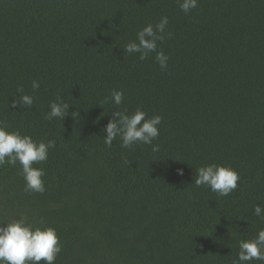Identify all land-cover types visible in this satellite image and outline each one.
Listing matches in <instances>:
<instances>
[{"label":"trees","instance_id":"trees-1","mask_svg":"<svg viewBox=\"0 0 264 264\" xmlns=\"http://www.w3.org/2000/svg\"><path fill=\"white\" fill-rule=\"evenodd\" d=\"M181 2L0 0V121L55 141L32 165L42 194L24 190L19 163L0 166V223L55 228L54 264H234L239 241L264 228V0H198L187 14ZM164 16L162 70L155 53L141 61L124 47ZM18 87L31 108L12 106ZM113 89L120 106L104 102ZM57 97L69 115L49 121ZM137 107L162 117L159 151L106 146L112 112ZM211 164L238 172L228 196L195 185Z\"/></svg>","mask_w":264,"mask_h":264},{"label":"clouds","instance_id":"clouds-1","mask_svg":"<svg viewBox=\"0 0 264 264\" xmlns=\"http://www.w3.org/2000/svg\"><path fill=\"white\" fill-rule=\"evenodd\" d=\"M198 0H182L180 9L185 13L195 9ZM169 23L168 17H161L155 24H147L137 32L136 40L129 42L124 47L128 54H139L141 61L146 60L151 53H155V59L160 68L166 69L169 57L163 50H157V42L165 39V30ZM170 35V33L168 34ZM138 41V42H137ZM38 81H32L33 90L38 89ZM20 96L13 97L12 106L20 108H31L34 105V96L25 94L22 87L17 88ZM122 90L113 89L110 97L105 103L111 102L120 106L123 102ZM70 105L60 97L49 104V111L45 119L51 121L54 118L63 120L69 115ZM162 117L153 115L148 117L142 108L137 107L132 113L127 109L113 111L112 118L102 129L106 133L104 144L112 146L113 141L119 137L122 147L131 149L137 143L152 146V151H159V145L153 144L159 136L158 125ZM55 147L54 140L35 141L29 135H22L20 131H8L7 126L0 121V166L8 164L21 166L20 174L25 180V191L44 193L45 186L43 177L45 172L42 168L32 165L46 161L48 150ZM177 174L184 175L183 169H178ZM238 172L227 166L216 164L204 165L196 169L194 183L196 186H207L219 196H228L237 189ZM254 215L264 220V204L254 206ZM43 223V221H41ZM62 245L55 228L51 226L41 227L29 222L28 218L21 215L19 218L11 219L6 223H0V264H54L57 254L61 252ZM264 262V228L260 229L252 239L239 241L238 260L234 264H245L250 261Z\"/></svg>","mask_w":264,"mask_h":264}]
</instances>
